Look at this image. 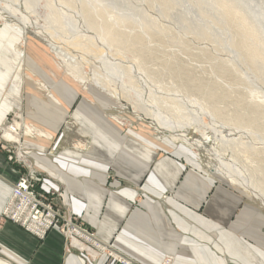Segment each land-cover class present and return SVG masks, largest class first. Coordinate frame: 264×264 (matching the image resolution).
<instances>
[{"label": "crops", "instance_id": "obj_1", "mask_svg": "<svg viewBox=\"0 0 264 264\" xmlns=\"http://www.w3.org/2000/svg\"><path fill=\"white\" fill-rule=\"evenodd\" d=\"M4 35L0 31V126L16 112L38 131L21 135L33 176L44 175L35 181L37 190L58 192L73 217L129 264H162L166 257L171 264H264V210L177 144L105 116L101 102L111 98L67 72L88 95L70 113L74 136L63 134L76 91L58 97L55 63L42 52L16 50L17 35L7 48ZM35 79L46 85L47 103ZM90 94L98 102H86ZM7 152L0 146V264H117L68 249L57 229L39 239L3 216L24 176Z\"/></svg>", "mask_w": 264, "mask_h": 264}, {"label": "rangeland", "instance_id": "obj_2", "mask_svg": "<svg viewBox=\"0 0 264 264\" xmlns=\"http://www.w3.org/2000/svg\"><path fill=\"white\" fill-rule=\"evenodd\" d=\"M1 1L11 2V0ZM18 1L22 2L23 0ZM242 1L250 11L248 12L254 16L256 22L264 27V0ZM28 2L30 3V0ZM67 2L68 0H31L28 11L33 19L38 18L39 24L44 25L46 22L50 23L47 21L46 16L49 12L48 7L52 6L54 10L57 9L62 15L67 25V32L58 34L60 42L64 43L66 39L68 41L81 39L95 45V50L84 54L80 49L74 47L69 49L77 60L80 59L81 54L85 56L87 59L83 63L85 71H89L93 67L105 70L104 60L109 65L114 66V72H117V74L114 73L112 76H116L117 81H121V85L125 89L124 92L128 93V90L130 91L129 96L127 97L123 93L120 94V98H117L109 91L100 90V87L98 88L92 82L88 83L89 87H95L111 98V102H101L103 107L100 111L105 116H112L119 120L125 128L150 133L156 140L165 139L177 144L185 149L195 161H198L206 172L214 175L219 181L242 191L248 197L250 203L264 210L262 201L253 197L247 189L231 183L220 172H210L213 171L215 166H222L223 163H226L242 177L244 175V178L251 184L256 185L257 183L259 184L258 187L264 188V69H262L263 72L258 73L250 66L243 55L244 50L240 46L236 27L227 21H223L215 11L214 14L209 11L206 16H201L198 7L189 0H84L89 8H104V18L110 24L113 23L114 18L119 13L130 14L132 10L142 13L140 16L141 21L144 17L151 25L150 29L143 30L144 28H141V24L137 23L136 18H130L129 21L131 22H126L124 26L120 25L119 28L115 29L124 32L131 39L138 34L141 37L140 42L133 46L108 47L98 35L97 30L87 26V21L82 18L79 12L81 5L79 0H69ZM11 6L20 8V12L24 11L23 5ZM2 8L3 5H0V9ZM140 19H138V22ZM203 26L209 27L211 32L206 38L201 36L199 29H196ZM0 31L5 34L4 39L7 48H14L8 42L13 34L20 37L19 43L15 44L16 50L26 51V53L35 50L48 55L46 57L56 65L54 70L58 85V97L68 99L70 92L76 91V97L74 96L76 99L74 98L72 107L67 110L69 116H64L65 119L63 117L64 121L60 127L63 134L66 131L69 135L74 136L77 128L70 113L74 110L76 102L85 99L88 94L81 92L83 90L81 86L72 83V79L67 75V73L69 75L70 73L65 65L54 55V52L52 53L46 41L33 32V29L30 30L29 28V33H24L23 30L6 26L0 20ZM97 46L102 48L103 52L101 54H98L97 49L99 48ZM136 57L141 59L143 63L140 64ZM25 66L28 67L26 58ZM73 79L77 81L75 78ZM34 81L39 84V80L35 79ZM134 82L137 83L138 91L142 93L141 100L137 101L140 109L134 106L136 104L133 100L135 95L132 91ZM42 85L46 86L43 82L39 86L41 91L40 100L42 103H47L49 97ZM211 89L214 92L213 96L209 93ZM151 94L163 98L165 101L162 105L156 106L149 101ZM87 97L89 98L86 99V102H98L94 94ZM209 102H213L211 107L217 109L219 114L225 117L223 120L225 123L223 124L224 129H220V125L207 129L209 126L205 124L210 122L214 116L209 109L205 108L210 107ZM175 103H179L183 113L186 114L185 117L177 114L179 116L178 120H175L177 116L174 110ZM57 107L61 112H65L63 105ZM158 107L170 113V116H165V113L159 114L164 121L179 122L178 124L187 128L192 125L195 126L197 128V133H194L196 137H201L199 131L206 132L209 130L215 141V137L222 138L224 135L220 131H229L230 136L223 139L233 140L235 138L244 143L251 151L244 155L241 154V146H238L233 140L234 145L230 146V150L227 146L211 147L209 156L205 151L197 150L182 141H174L166 134H161V129H158L156 116L150 112V110L155 112ZM250 117H254V120L252 121L253 118ZM214 119H216L215 116ZM239 119H243V126L234 124V121H231ZM25 120L26 116L24 114L18 115L16 112L15 114L11 112L8 115L5 124L0 126V146L8 150L10 161L24 169V176L22 177L31 178L30 180L33 181V185L30 187L31 190L36 195L45 194L48 192L37 190L36 183H34V181H37V177L44 175L37 173L39 176L36 174V176H33L31 163L22 148L23 136L21 135L22 133L25 135L23 128L28 123ZM221 120L216 119L220 122ZM229 121L231 122L229 123ZM15 123H21V132H19L20 136L18 137L20 140L19 142H9L6 138L4 139V136H1L3 134L2 128ZM244 126H247V128H243ZM199 127L202 130L198 129ZM215 145H217L216 141ZM245 155H249V157L246 158ZM46 197L53 198L52 205L54 208L60 209L61 213L68 212L67 208L61 204L62 200L58 199L59 195L52 194V196ZM34 236L38 238V236Z\"/></svg>", "mask_w": 264, "mask_h": 264}, {"label": "bare ground", "instance_id": "obj_3", "mask_svg": "<svg viewBox=\"0 0 264 264\" xmlns=\"http://www.w3.org/2000/svg\"><path fill=\"white\" fill-rule=\"evenodd\" d=\"M193 5H196L198 9L200 10L201 16H206L208 12L212 11V14H214V11L220 15V18H222L223 21H227L228 23L233 24L237 32L236 34L239 36L240 40V46L243 48V55L245 56L246 60L249 62L250 66L258 73L263 72L262 69H264V27L256 22V19L254 16L249 13L250 11L246 7L245 3L242 0H189ZM69 2V0H68ZM67 2V3H68ZM31 3V0H30ZM28 0H23L22 2H19L18 0H11V2L7 1H1L0 5H3V8L0 9V20L4 22L6 26L14 27L15 29L23 30L24 33H29L30 30L33 29V32L39 36H41L47 43V45L51 48L52 53L54 52L55 56L60 59V61L65 65L66 69L70 73L72 78H75L80 84H82L83 87H87L88 83L92 82L94 85L100 87V90L109 91L112 94L116 95V97L120 98V94H125L127 97L129 96V90L128 93L124 92V88L121 85V81H117L114 76H112L114 73L117 74V72H114V66L109 65V63L104 60V69H99L98 67H93V69L89 71L84 70L83 63L87 61L84 54L85 52H91L95 50V45L82 41L81 39H72L67 40L65 37L64 43L60 42V38L58 37L59 33H63L67 29L66 22L64 21V18L62 15L57 11V9H53L52 6L48 7L49 12L46 16L47 21L50 23L46 24H39L38 18H32L30 16L28 7L31 5ZM80 9L79 12L81 13V16L84 20L87 21L89 27H92L93 29L97 30L98 35L102 39L103 42L108 47H125V46H133L135 44H138L140 42L141 37L139 35H134L133 40L127 36L124 32L115 29L119 28L120 25L124 26L126 22L129 21L130 18L133 17L137 19V23L141 24V28L150 29L151 25L148 23L146 18H142V21L140 19V16L142 13H137L136 11H130V14H123L119 13L115 18L113 23H108L107 20L104 18L105 16V9L96 7V8H89L86 2L84 0H79ZM11 5H23L24 11L20 12V8L12 7ZM21 7V6H20ZM249 11V12H248ZM38 14V13H37ZM163 14V13H162ZM164 15V14H163ZM38 16V15H37ZM41 18V17H39ZM138 19L140 21L138 22ZM101 21V22H99ZM214 24V23H213ZM114 27V28H113ZM196 28V27H195ZM199 29L201 32L202 37H207L211 34L209 31V27L203 26ZM202 30V31H201ZM226 31V30H225ZM224 31V32H225ZM32 32V31H31ZM67 32V31H66ZM228 32V31H227ZM210 33V34H209ZM207 34V35H206ZM61 36V35H60ZM62 37V36H61ZM230 37V36H229ZM131 39V40H130ZM227 39V37H226ZM226 44L228 42H225ZM233 43V41H232ZM67 44V45H66ZM231 44V42H229ZM71 47L80 49L82 51V54L80 55V59H75V56L69 49ZM98 47V46H97ZM98 54H101L102 48L98 47ZM20 52V51H19ZM21 53V52H20ZM139 63H143L141 59H137ZM143 67L146 68V66L143 65ZM264 73V72H263ZM129 84H131L130 81H128ZM137 83L134 82V86L132 87V91L134 92L133 100L136 102L134 106L136 108L140 107L137 105V101L141 100L142 93L138 91L137 89ZM130 86V85H128ZM140 89V88H139ZM210 95L213 96L214 92L212 89L209 91ZM132 99V98H131ZM149 100V98H148ZM150 103L154 105H162L165 99L158 98L156 95L151 94L150 97ZM162 102V103H160ZM213 102L210 103V107H205L206 109H209L211 111V114L214 115L219 119H222L220 121H216V119H213L210 122H207L205 125L209 126L208 128H213L215 126L220 125V129H224V116L219 114L217 109L212 108ZM174 110L177 114H181L183 117L186 116L185 113H183V110L181 109V106L179 103H175ZM151 113H154L155 119L157 120L158 129H161V134H166L169 138H171L174 141H182L183 143L190 145L191 147L202 150L207 153V155L210 156L209 149L220 147V146H227L228 150H230V146H233V140L238 145L241 146V154H246L250 152L249 148L246 147V145L235 138L233 140L231 139H223L230 136V132H226L225 130L220 131L224 133V135L221 137H215V141L217 145H215L214 136L209 130L206 132H200L201 137L195 136L194 133H197L196 127H183L180 124L177 123H170L164 121L160 113H165V116H170L169 111H163L160 107H158V110L155 112L153 110H150ZM252 121L254 120V117ZM179 116L177 115L175 117V120H178ZM243 120V119H242ZM242 120H231L234 121V124H241L243 123ZM229 121V123L231 122ZM239 121V122H238ZM250 123V122H249ZM23 125V124H22ZM240 126V125H238ZM21 128V123H15L14 125H10L3 129L2 137L4 136V139L6 138L7 141H15L19 142V131ZM210 128V129H211ZM243 128H247V126H244ZM24 132L30 136L32 134L39 135L38 131L31 125H24ZM198 129L202 130L201 127ZM233 135V134H232ZM156 136V135H155ZM162 137V136H161ZM35 138V137H34ZM80 142V141H79ZM81 143V142H80ZM77 146V145H76ZM81 146V145H78ZM79 148V147H78ZM235 151V150H234ZM246 158L249 157V155H245ZM210 171V170H209ZM215 171L220 172L224 174L228 180H230L231 183L236 184L244 189H247L251 195L257 199H260L264 205V188L262 189L259 186V184L256 185L251 184L249 181L244 178L235 170L233 169L229 164L223 163L222 166H215L213 168V171H210L214 173ZM214 176V175H213ZM13 192H11L12 195ZM6 206L4 207L3 212L5 211ZM74 244H77L75 240H72ZM79 246V244H77ZM79 248H81L79 246Z\"/></svg>", "mask_w": 264, "mask_h": 264}, {"label": "built area", "instance_id": "obj_4", "mask_svg": "<svg viewBox=\"0 0 264 264\" xmlns=\"http://www.w3.org/2000/svg\"><path fill=\"white\" fill-rule=\"evenodd\" d=\"M30 179L21 177L14 183L13 193L5 211L2 213L5 218L40 239L44 238L48 231L58 229L63 235L68 249L84 252L94 258L106 255L117 264H129L126 258L110 249L107 244L104 245L98 242L94 235L78 223L69 211L61 213L60 209L54 208L52 205L53 198L46 196L59 195L58 192L49 191L45 194L36 195L30 188L33 185V181ZM72 240H75L81 248L74 244ZM162 264H171V258L166 257Z\"/></svg>", "mask_w": 264, "mask_h": 264}]
</instances>
